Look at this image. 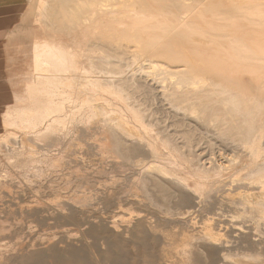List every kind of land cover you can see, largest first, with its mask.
Instances as JSON below:
<instances>
[{
	"label": "bare ground",
	"instance_id": "bare-ground-1",
	"mask_svg": "<svg viewBox=\"0 0 264 264\" xmlns=\"http://www.w3.org/2000/svg\"><path fill=\"white\" fill-rule=\"evenodd\" d=\"M11 1L27 62L0 96V154L22 171L0 183L18 218L0 264H101L138 231L162 233L167 264H264L231 252L264 249V0ZM49 221L81 239L35 234Z\"/></svg>",
	"mask_w": 264,
	"mask_h": 264
},
{
	"label": "rangeland",
	"instance_id": "rangeland-1",
	"mask_svg": "<svg viewBox=\"0 0 264 264\" xmlns=\"http://www.w3.org/2000/svg\"><path fill=\"white\" fill-rule=\"evenodd\" d=\"M32 1H30V3H32ZM16 1H11L8 0V6L5 10L0 11V15L3 16L2 18L6 19V43L8 40V36L10 34L13 33V31H17L18 29V18L17 13H16ZM18 14L20 12H24L26 13L28 10V6H30V4H26L24 5L23 0H18ZM15 8V10H14ZM26 25V23H25ZM5 43V45H6ZM14 43V42H13ZM15 47L13 46H5V48H3V46H1L0 48V87L4 88V87H9L10 85H14L10 82H8L6 80V78H8L11 73H14V71H17L18 66L20 65V68L22 69L21 65H24L27 62V57L23 56V54H18V50H15ZM19 64V65H18ZM6 80V83L3 82ZM4 92H8L5 90H0V94L4 93ZM4 95V94H3ZM1 96V95H0ZM2 98V97H1ZM9 99L7 97L4 98V101H8ZM1 101V99H0ZM237 152V149L234 148H224L223 153L225 155L231 156L234 153ZM12 168H11V167ZM10 167V168H9ZM14 168L12 165H10L6 159L5 156L3 154H0V183H17L21 181V178L18 176V178L16 177V175L19 173H21L22 171L18 168H15L14 171H12ZM19 170V171H18ZM16 173V175H14ZM130 173V172H129ZM128 173V174H129ZM13 174V176H12ZM92 180L97 182V183H102L103 181H105L106 179L109 178V174L108 175H104V176H99V175H91ZM3 178V179H2ZM14 178V179H13ZM8 179V180H7ZM74 190V189H72ZM217 208L218 205L216 206ZM227 210V209H226ZM116 212V209H113L112 212L110 213H103L102 215L104 217H111V215L113 216V214ZM100 213L94 212V214H92V216H99ZM148 217H150L149 213L147 212ZM229 214V213H226ZM16 220H18V218L16 217H9V218H0V236L4 235L3 232L1 233V228L3 227V222L4 225H8V224H13ZM90 220H92V218H90ZM88 219V221H90ZM198 227H201L203 225V222L206 221L205 217H200L198 219ZM27 223L26 220H24V223H21V225L18 226V231H16L15 233L18 235V232H21V235L23 234V238H27L29 236V234L27 233V231L25 230V224ZM84 223H86V220H84ZM85 225H82V227H77V226H73V225H67V226H56L54 224H52V222H46L42 225H38L36 226V232L35 234L38 235H47V236H52L54 235L57 238H60L61 236H70L69 240L74 242L75 244L77 243L78 240L81 239V232L84 231ZM175 229V230H174ZM170 231V232H169ZM184 231V228L180 227V226H176L175 228L173 226L167 227L166 229H164V235L165 234H171L173 235V241L174 243H176L175 245H177V243L179 242L180 238H181V234ZM143 233L142 231H138L134 234V236L130 239V241H128V243H123V242H117V241H111L109 243V246L107 248V252L106 254H104V258L101 260V264H167L168 262L165 260V258H163L162 252L163 250H165L166 248L164 246H166V240L162 237V233ZM33 235V234H32ZM156 235V236H155ZM159 235V236H158ZM18 237V236H17ZM152 239V240H151ZM161 239V240H160ZM26 240V239H25ZM151 240V241H150ZM100 242V239L97 238H93L88 237L86 238V242L84 244H86V248L89 249H93L95 250L98 247V244ZM128 244V245H127ZM159 244V245H157ZM95 247V248H94ZM236 250H232V254L234 253H242L245 255H251L253 253H260L263 258H264V249L261 248H255V247H247V246H238L237 248H235ZM258 249V250H256ZM111 251V252H110ZM206 254H204L205 256H200V255H196L193 259L197 264H220L219 262L216 261V259H212L211 260V256L209 255L208 252H205ZM209 256V257H208ZM208 257V258H207ZM112 258V259H111ZM203 258V259H202ZM207 259V260H206ZM93 259H85V260H76L71 262L70 264H95L94 261H92ZM107 260V261H106ZM169 261H173L172 258H169ZM209 261V263H208ZM213 261V262H212ZM82 262V263H80ZM107 262V263H106ZM204 262V263H203ZM212 262V263H211ZM222 263V261H221ZM68 264V263H66Z\"/></svg>",
	"mask_w": 264,
	"mask_h": 264
},
{
	"label": "crops",
	"instance_id": "crops-1",
	"mask_svg": "<svg viewBox=\"0 0 264 264\" xmlns=\"http://www.w3.org/2000/svg\"><path fill=\"white\" fill-rule=\"evenodd\" d=\"M8 6V0H0V11L5 10ZM3 16L0 15V48L3 46L5 48L6 43V19L2 18ZM0 90H6L5 87L1 88ZM1 95V94H0Z\"/></svg>",
	"mask_w": 264,
	"mask_h": 264
}]
</instances>
